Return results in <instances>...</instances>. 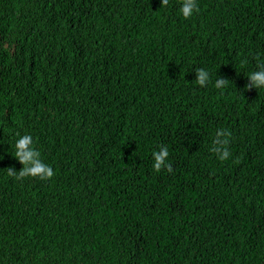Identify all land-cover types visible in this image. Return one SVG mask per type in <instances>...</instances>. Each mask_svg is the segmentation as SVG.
<instances>
[{
    "label": "trees",
    "instance_id": "trees-1",
    "mask_svg": "<svg viewBox=\"0 0 264 264\" xmlns=\"http://www.w3.org/2000/svg\"><path fill=\"white\" fill-rule=\"evenodd\" d=\"M196 2L0 0V264H264V0Z\"/></svg>",
    "mask_w": 264,
    "mask_h": 264
},
{
    "label": "clouds",
    "instance_id": "clouds-1",
    "mask_svg": "<svg viewBox=\"0 0 264 264\" xmlns=\"http://www.w3.org/2000/svg\"><path fill=\"white\" fill-rule=\"evenodd\" d=\"M167 2L168 0H164L165 4H167ZM195 11H198L196 0H183L180 7V13L185 19L192 16ZM198 72L199 78L197 82L202 84L206 78V73L202 70H199ZM251 79L257 87L264 85V70L252 73ZM221 83H223V81ZM226 142L227 139L225 138V143ZM32 145L33 137L31 135H24L16 142V157L25 165H27L30 161L32 162V167L22 171L20 175L24 176L27 174L30 176H39L42 179L51 178L55 174L52 167L35 159V157L39 155V152ZM229 155L230 153L227 150H224L220 153L219 159L226 160L229 158ZM168 156L169 151L167 147H161L159 151L154 152L153 168L156 171H159L162 167H168V170L171 171L170 165L167 163Z\"/></svg>",
    "mask_w": 264,
    "mask_h": 264
},
{
    "label": "bare ground",
    "instance_id": "bare-ground-1",
    "mask_svg": "<svg viewBox=\"0 0 264 264\" xmlns=\"http://www.w3.org/2000/svg\"><path fill=\"white\" fill-rule=\"evenodd\" d=\"M22 170H23V168H22ZM84 176V175H83ZM93 178V177H92Z\"/></svg>",
    "mask_w": 264,
    "mask_h": 264
}]
</instances>
